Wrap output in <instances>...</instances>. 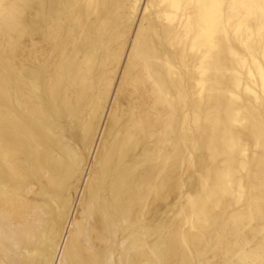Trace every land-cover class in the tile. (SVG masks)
<instances>
[{
	"label": "bare ground",
	"instance_id": "bare-ground-1",
	"mask_svg": "<svg viewBox=\"0 0 264 264\" xmlns=\"http://www.w3.org/2000/svg\"><path fill=\"white\" fill-rule=\"evenodd\" d=\"M0 264H264V0H0Z\"/></svg>",
	"mask_w": 264,
	"mask_h": 264
},
{
	"label": "rangeland",
	"instance_id": "rangeland-1",
	"mask_svg": "<svg viewBox=\"0 0 264 264\" xmlns=\"http://www.w3.org/2000/svg\"><path fill=\"white\" fill-rule=\"evenodd\" d=\"M110 103V102H109ZM109 105V104H108Z\"/></svg>",
	"mask_w": 264,
	"mask_h": 264
}]
</instances>
